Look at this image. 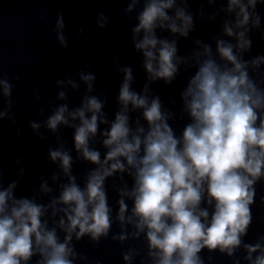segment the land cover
I'll return each instance as SVG.
<instances>
[{
	"label": "clouds",
	"instance_id": "clouds-1",
	"mask_svg": "<svg viewBox=\"0 0 264 264\" xmlns=\"http://www.w3.org/2000/svg\"><path fill=\"white\" fill-rule=\"evenodd\" d=\"M215 2L208 0L209 4ZM140 3L130 0L125 11L132 12ZM258 3L264 4V0H227V12H235V20L224 21L223 35L234 38L235 43L215 38L214 54L210 44L197 38L195 43L203 51H194V63L188 64V57L178 55V41L161 38L157 29L188 37L195 30L189 0H179L181 6L177 0H143L131 32L134 49L143 55L147 80L171 85L180 64L191 69L180 94L182 113L190 118L181 135L169 123L175 114L163 110L158 95L149 97V83H145L143 94L132 88L135 78L131 66L119 68L123 72L117 98L120 108L111 122L103 111L107 94H101L103 99L92 94L96 91L94 73L81 68L79 82L71 76L55 81L56 86H70L77 92L80 82L85 85L79 106L69 110L68 103L59 104L43 125L29 121V127L35 131L45 126L53 133L60 125L74 128L75 150L98 167L89 171L81 187L71 174L70 151L61 144L49 149L51 161L60 162L68 180L60 185L58 198L45 205L34 198L16 197L17 180L0 190V264H29L36 256L39 259L34 264H74L73 258L79 254L70 246L73 234L77 241L85 235L98 241L109 234L113 210L105 180L118 172L127 173L133 183L129 188L125 182L119 189L116 220L122 232L113 239H128V226L133 229V238L144 233L152 264H204L200 255L204 249L234 255L252 223L255 186L264 179V55L244 58L253 46L249 33L261 27ZM173 9L174 14H170ZM97 16L98 27L105 28L109 17L103 12ZM65 30L64 16L58 13L53 31L60 47L67 49ZM83 33L81 26L77 36ZM260 38L264 40V32ZM13 88L8 77L0 74V99L6 105L0 108V122L9 119L15 125ZM56 96L69 100L64 90ZM135 110H142L146 123L137 117L133 128L130 112ZM38 115H43V109ZM77 120L78 124L70 122ZM101 124L110 125L100 132L107 149L103 160L100 151L89 146ZM2 178L0 168V185ZM41 191L47 194L53 189L45 181ZM124 197L132 200L130 214ZM49 209L53 218L63 213L56 227L49 228L48 220L42 219ZM57 227L65 233L63 242ZM243 248L248 264H264V243L243 244ZM254 253L258 254L253 257ZM132 258V250L123 254L125 261Z\"/></svg>",
	"mask_w": 264,
	"mask_h": 264
}]
</instances>
